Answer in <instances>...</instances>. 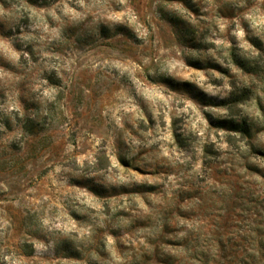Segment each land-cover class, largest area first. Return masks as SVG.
Masks as SVG:
<instances>
[{"label": "rangeland", "instance_id": "1", "mask_svg": "<svg viewBox=\"0 0 264 264\" xmlns=\"http://www.w3.org/2000/svg\"><path fill=\"white\" fill-rule=\"evenodd\" d=\"M264 0H0V264L264 261Z\"/></svg>", "mask_w": 264, "mask_h": 264}, {"label": "trees", "instance_id": "2", "mask_svg": "<svg viewBox=\"0 0 264 264\" xmlns=\"http://www.w3.org/2000/svg\"><path fill=\"white\" fill-rule=\"evenodd\" d=\"M261 176L264 178V175H261ZM256 264H264V261H260V262H258Z\"/></svg>", "mask_w": 264, "mask_h": 264}]
</instances>
